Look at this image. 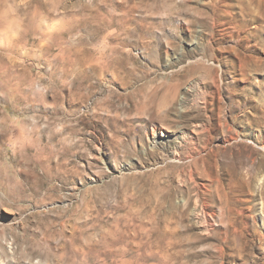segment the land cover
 Returning <instances> with one entry per match:
<instances>
[{
	"label": "rangeland",
	"instance_id": "374dc122",
	"mask_svg": "<svg viewBox=\"0 0 264 264\" xmlns=\"http://www.w3.org/2000/svg\"><path fill=\"white\" fill-rule=\"evenodd\" d=\"M0 264H264V0H0Z\"/></svg>",
	"mask_w": 264,
	"mask_h": 264
},
{
	"label": "bare ground",
	"instance_id": "6f19581e",
	"mask_svg": "<svg viewBox=\"0 0 264 264\" xmlns=\"http://www.w3.org/2000/svg\"><path fill=\"white\" fill-rule=\"evenodd\" d=\"M196 132H197V130H193L191 133H190V135H186V136H180L179 137V139H180V142H181V144L182 145H185V143L187 142V140L189 139V138H191V139H194V140H196L195 138V136H196ZM174 159V158H173ZM203 224V223H202ZM206 224V223H205ZM207 225V224H206ZM203 225H201V227H202ZM206 230V229H205Z\"/></svg>",
	"mask_w": 264,
	"mask_h": 264
}]
</instances>
